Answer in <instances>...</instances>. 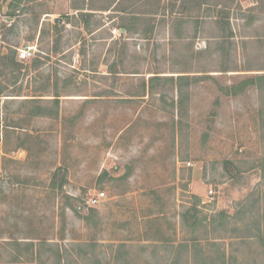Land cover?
<instances>
[{
	"label": "rangeland",
	"instance_id": "obj_1",
	"mask_svg": "<svg viewBox=\"0 0 264 264\" xmlns=\"http://www.w3.org/2000/svg\"><path fill=\"white\" fill-rule=\"evenodd\" d=\"M118 1L0 0V264H264V0Z\"/></svg>",
	"mask_w": 264,
	"mask_h": 264
},
{
	"label": "trees",
	"instance_id": "obj_2",
	"mask_svg": "<svg viewBox=\"0 0 264 264\" xmlns=\"http://www.w3.org/2000/svg\"><path fill=\"white\" fill-rule=\"evenodd\" d=\"M121 2V0L120 1H118V3H120ZM118 3H117V6H118ZM209 4H211L208 0H202L201 2H200V4H199V6L201 7V6H204V5H209ZM215 5H220V3H214ZM73 8L75 9V10H78V13L80 14V15H83L84 14V7L83 6H79V5H73ZM119 9H116V10H118V11H120V12H126L125 10H124V8L123 7H118ZM109 9V8H108ZM154 10V12H148L149 14H156V13H158V7L156 8V9H153ZM142 14V15H144V14H146V13H144V11L143 12H136V14ZM138 17V18H137ZM136 18H137V22H144V21H146L147 19H145V17H143V16H136ZM121 28H123L124 30H126L127 31V27L126 26H121ZM153 28V27H152ZM0 65L1 66H3V67H6V66H15V67H17V66H19V63L17 62V60H16V53H15V51H12V52H10V53H7V54H4V55H1L0 54ZM185 75H179L178 76V79L179 80H181V79H183V78H185L184 77ZM152 77H158V76H152ZM255 81H259V84H260V82L261 81H263L264 82V73L262 74V75H257V76H254V77H252V78H249V79H246V80H243V82L242 83H254ZM234 87V86H233ZM2 96V91H1V89H0V97ZM56 103L58 102V98L56 99V101H55Z\"/></svg>",
	"mask_w": 264,
	"mask_h": 264
},
{
	"label": "built area",
	"instance_id": "obj_3",
	"mask_svg": "<svg viewBox=\"0 0 264 264\" xmlns=\"http://www.w3.org/2000/svg\"><path fill=\"white\" fill-rule=\"evenodd\" d=\"M31 54L30 48H26V49H22L19 52V57L24 59V58H28ZM212 192V191H209ZM102 196H104V192H100L98 193L97 197L93 200V201H98Z\"/></svg>",
	"mask_w": 264,
	"mask_h": 264
}]
</instances>
